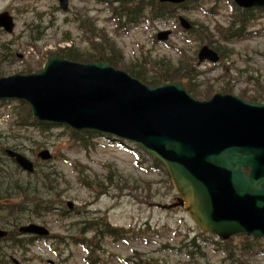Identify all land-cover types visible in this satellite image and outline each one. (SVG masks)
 Wrapping results in <instances>:
<instances>
[{
  "label": "rangeland",
  "instance_id": "1",
  "mask_svg": "<svg viewBox=\"0 0 264 264\" xmlns=\"http://www.w3.org/2000/svg\"><path fill=\"white\" fill-rule=\"evenodd\" d=\"M196 4L194 8L188 6L187 11H175V17H167L164 23L153 21L146 27L143 24L138 27V22L134 24L137 29L123 35L117 31V23L110 16L111 7L98 0H69L65 12L58 8L57 0H0V12L8 11L14 21L11 35L0 32V45L5 44L24 59L15 65L0 67V74L20 72L30 65L31 71H35L44 55H54L56 50L67 46L92 52L91 43L108 45L103 41L106 38L118 55L119 69L136 65L140 67L139 74L145 78L159 76L166 70L170 77L177 74L175 77L187 84L182 73L190 66L196 75L197 93L209 97L215 93H230L245 100L261 99L264 93L263 22L259 20L258 24L252 25L248 38L225 41L221 32L235 20L230 18L232 7L223 1ZM145 13L148 17V11ZM178 16L192 25V32L180 29ZM166 30L170 32L166 42H157L154 35ZM202 45L216 49L220 61L198 63L197 54ZM178 64L185 67L175 71ZM11 106L12 103L4 109L0 106V136H3L0 145L4 148H12L11 143L16 145L21 154L36 164V172L28 177L2 157L5 160L3 168L8 174L5 181H10H3L2 186L15 182L31 185L41 198H47L50 193L43 189L46 180L42 177L46 171L54 172L57 176L55 174L53 184L58 189L53 193H57L60 209L68 211L67 204L71 203L73 210L61 217L51 214L30 221L47 228L51 236L57 235L61 245H57L54 238L38 240L32 246L25 244L28 248L23 253L7 254L8 260L14 257L21 264H125L123 260L137 255L158 264H237L233 259L223 260L224 254L215 253L210 245L204 246V256L197 259L179 254L178 242L185 236L199 238V230L180 208L163 210L156 207L174 202L175 192L163 170L154 169L152 161L145 155L137 158L102 138H96L85 149L72 141L63 128L52 127L50 132L19 131L14 120L23 108L18 106L17 111H9ZM43 150L49 151L50 161L42 162L36 157ZM2 202L5 201L0 200V206ZM105 221L110 229H146V235L141 240L127 243L99 237L95 244L87 225L105 224ZM83 228L85 233L80 232ZM70 237L93 241L92 253L88 255L71 244ZM205 239L211 240V237ZM242 241V236H236L231 242L238 248ZM164 244L175 251L163 250ZM260 247L264 249V240ZM256 251L242 253L236 249L234 258H239L242 264H264V255H258ZM9 253L14 252L10 250Z\"/></svg>",
  "mask_w": 264,
  "mask_h": 264
},
{
  "label": "water",
  "instance_id": "2",
  "mask_svg": "<svg viewBox=\"0 0 264 264\" xmlns=\"http://www.w3.org/2000/svg\"><path fill=\"white\" fill-rule=\"evenodd\" d=\"M233 1L243 8L264 7V0ZM58 2L67 9L68 0ZM0 25L11 29L3 14ZM198 58L217 60L207 47ZM16 98L30 105L38 121L92 130L146 150L164 164L179 196L163 208L180 206L201 231L222 240L236 234L264 237L263 104L223 94L198 101L177 82L147 87L103 60L82 64L56 57L38 73L0 80V99ZM6 154L32 172L29 160ZM39 157L50 158L46 151ZM19 232L47 235L34 225Z\"/></svg>",
  "mask_w": 264,
  "mask_h": 264
},
{
  "label": "trees",
  "instance_id": "3",
  "mask_svg": "<svg viewBox=\"0 0 264 264\" xmlns=\"http://www.w3.org/2000/svg\"><path fill=\"white\" fill-rule=\"evenodd\" d=\"M193 1L194 2L213 1V3L216 4L222 0H193ZM102 2L108 3L110 6L113 5L112 15L114 17H118L119 21L122 24H126V25L138 23L139 21H141L142 18L145 17L144 13L147 10V8H148V21L163 20L165 17H168L173 13L171 5L161 4L157 0H102ZM255 14H257L256 17ZM260 16L261 19L264 21V9L262 10L257 9L253 11V10H239L234 8V12L231 18H234L235 20L232 23H230V25H228L223 32H221V37L225 41L237 40L239 38L241 39L248 37L249 34H247V31L249 29L250 24H253L256 18ZM35 27H36V33H39L38 26ZM103 41H105L109 46L106 44L100 45L101 42H97L94 44L91 43L90 49H93L92 52L80 51L74 46L72 47L69 46L63 49L56 50L54 54L56 56L68 60L79 61V62H95L102 58L109 65L117 68V62L119 60L115 48L112 46L110 40L103 38ZM181 67H185V66L178 64L177 67L175 68L176 69L175 71L180 70ZM125 71L129 75L140 80L142 83L150 86L158 85L166 81H173L175 79H178L175 77L177 76V74L172 75L170 77L169 75L170 73L166 70H164V72L159 76H148V78H145V76H141L139 74L141 72L140 67L136 65L131 66L130 69H126ZM184 71L185 72L182 73V75L187 80L186 87L188 88V91L190 93H193L198 98L201 99L207 98L208 96H205L201 93H197L195 91L196 86L194 84V80L196 75L194 76V73H192L191 67L187 66V69L185 67ZM262 95L263 97L261 99L250 98L249 100L250 101L260 100L261 102H264V93ZM20 107L23 108L20 112L21 114L18 118L14 120V125L18 126L20 131L21 129H28L30 127L38 130L39 132H45L49 130L47 124L46 125L38 124L30 118V113L26 105L20 104ZM48 132H50V130ZM64 132L69 136V138L72 141L77 142V144L80 147L85 149L87 148V146L92 145L93 140H95L97 137L96 135H94V133L89 131L78 133L75 131L64 129ZM10 146L12 147V149L17 148V146L15 147L13 143H11ZM7 148L10 147L7 146ZM3 150L4 147L0 145V200L5 201L4 203L2 202V205L4 206H1L0 208V214H2L0 216V225L4 220H6L3 222L4 224L18 225L22 223V221H28L32 218H40V216L42 215V213H44V211L46 212L52 211L53 210L52 199H57V200L59 199L57 193H55L56 195H54L53 193L55 192L56 189H58L53 184L56 182L55 177L57 176V174L54 172L46 171L45 175H43L42 177L45 178L46 180V183L42 184L43 189H45L46 191H48V193H50L49 197L47 198H41L39 194L36 193L38 192L37 189L35 187L32 188L31 185L28 186L15 182V183L7 184L6 187H3L2 186L4 181L3 171L6 173V175H8L6 169L3 168L5 167L4 165L5 160L2 158ZM152 163L156 169L164 170L161 163L155 160H152ZM5 182H10V181H5ZM21 200L23 201L21 203H18ZM20 216L23 218H20ZM85 224L88 223L85 222ZM87 228L90 229L91 233L94 236L95 241L97 240L98 233L103 232L104 229H105L104 231L108 232L107 228L101 226L100 223L89 224L87 225ZM84 230L85 229L83 228L80 231L85 232ZM200 235L201 234H198L199 238H202ZM186 240H188L187 244L185 245V249L187 250V253H189L190 255H192L193 253L199 254L198 253L199 248L196 244V239L192 238ZM32 241H33L32 237L18 238V236L14 231H10V233L6 237L4 244H6L5 247L7 248H22L24 247L25 243L29 244ZM74 243L81 244L79 242H74ZM231 246L232 244L230 242H226L220 246V249L225 251L227 254H229L231 253L232 250ZM241 248L243 249L242 251H246V252L248 251L252 252L256 249L260 250V243L257 240H254V242H249L248 240H245L242 241ZM0 260H2V258H0ZM1 262L2 264L4 263L3 260Z\"/></svg>",
  "mask_w": 264,
  "mask_h": 264
}]
</instances>
